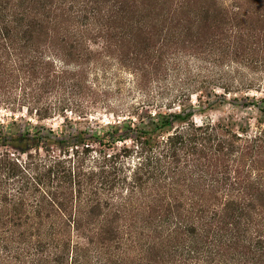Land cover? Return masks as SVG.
I'll return each mask as SVG.
<instances>
[{"label":"trees","instance_id":"trees-1","mask_svg":"<svg viewBox=\"0 0 264 264\" xmlns=\"http://www.w3.org/2000/svg\"><path fill=\"white\" fill-rule=\"evenodd\" d=\"M248 1L0 0V109L36 121L0 122V264H264L260 90L159 87L184 57L264 68V0ZM121 72L141 100L102 123L99 79ZM227 103L255 129L196 121Z\"/></svg>","mask_w":264,"mask_h":264},{"label":"rangeland","instance_id":"rangeland-1","mask_svg":"<svg viewBox=\"0 0 264 264\" xmlns=\"http://www.w3.org/2000/svg\"><path fill=\"white\" fill-rule=\"evenodd\" d=\"M239 0H219L221 4H224L226 6L234 5ZM241 1V0H240ZM256 0H250L248 1L249 7L252 6ZM188 58L190 59V63L188 65ZM184 57L180 60L181 67L179 70H170L168 74H164L161 79V85L160 88L163 87V89L166 90L168 98H172L177 94H180V92H185L186 90L192 91L193 90V79H218L220 76H222L223 81L221 83L223 84H231L234 82L233 89L234 91L231 93V95H228V99H232L234 96V93H237L238 96H242L243 93H247L249 90H246L244 85H255L256 89L260 90L259 93H256V91H250L249 95L251 96H257L264 97V68L262 65L257 64H251L249 68H245L241 65H229L226 63L224 66H219L214 69V66L209 63H202L199 60L195 58L190 57ZM202 65V74L199 75L201 72L199 70V66ZM189 66V68H188ZM210 72V73H209ZM215 72V73H211ZM122 73V74H121ZM120 78L121 79H113L110 75V79H99L100 85L103 87V100H104V106L106 108H100V107H94L92 106L90 108V112L94 117L101 120L102 123H107L109 119H112L110 115L108 114L111 111L120 110V105H122L125 100L130 99L132 96H129V90L135 88V81L136 79H132L129 73H123L121 72ZM104 77L103 74H100ZM200 76V77H199ZM242 84V86H241ZM244 84V85H243ZM153 88L155 93H158V85L157 82H152ZM240 87V91H237ZM215 88V87H214ZM190 89V90H189ZM219 89V88H218ZM212 90L208 92H204L202 94L204 102L207 101V99H215L216 97L213 93H211ZM220 93L219 95H223V92H216ZM236 95V96H237ZM141 100V95L137 94V96L132 97L133 102H137ZM191 102L194 105L195 108H200L201 103L198 100L197 95H192ZM102 104V103H101ZM187 107H189V103L186 102ZM108 115V117H107ZM71 116V115H70ZM12 117L19 118L23 117L26 121L31 120L33 123H36L34 119H31L27 113L26 110H23V113H13L10 110L5 109V107H2L0 109V122L8 123L11 121ZM212 118L214 120H217L219 118H225L230 119L234 118L238 122L248 123L249 126H251V129H255L256 127V118H257V112L256 111H250L245 110L242 107L236 106L234 103H227L224 106H218L217 108L213 110H207L204 113H197L195 116L196 121L199 123L202 119L205 118ZM62 120L59 118H55L52 120L45 121V125L51 128H58L62 125Z\"/></svg>","mask_w":264,"mask_h":264}]
</instances>
